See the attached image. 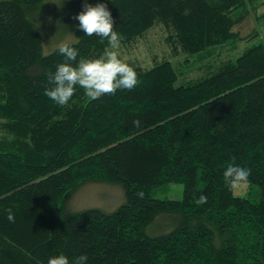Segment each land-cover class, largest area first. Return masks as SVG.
<instances>
[{
	"label": "trees",
	"instance_id": "1",
	"mask_svg": "<svg viewBox=\"0 0 264 264\" xmlns=\"http://www.w3.org/2000/svg\"><path fill=\"white\" fill-rule=\"evenodd\" d=\"M46 1L0 0V264H48L60 254L86 255L87 264H264V35L236 30L253 14L263 24L264 1L96 0L111 12L119 49L156 26L187 57L259 42L192 80L169 61L125 62L134 90L90 100L77 87L64 107L43 95L63 57L43 54L29 18ZM71 5L76 16L84 0ZM74 33L77 61L108 47ZM233 162L251 169L246 184L258 202L225 185ZM89 183L121 187L124 204L110 214L70 211ZM173 183L183 185L181 201L152 198ZM161 216L174 228L154 236Z\"/></svg>",
	"mask_w": 264,
	"mask_h": 264
},
{
	"label": "rangeland",
	"instance_id": "2",
	"mask_svg": "<svg viewBox=\"0 0 264 264\" xmlns=\"http://www.w3.org/2000/svg\"><path fill=\"white\" fill-rule=\"evenodd\" d=\"M92 6L96 0H88ZM264 1V0H263ZM73 0H47L44 6L29 14L31 22L36 27L42 37L43 54L48 55L59 49L62 43L71 44L76 42L75 29L79 27L74 16L75 5H71ZM259 15L264 14V7L259 10ZM260 23L253 14L241 26L237 27L242 35H248L252 30L258 31L260 37L264 35V17ZM254 39L252 42L243 43L238 51H228L222 49L215 54L204 53L200 57H187L179 50H175L172 44L166 40V33L162 27L156 26L151 29L144 38L134 43L128 49H115L118 57L124 62L138 63L143 67H151L157 62L169 61L177 69L184 73L186 80L197 79L207 71L217 67L222 61L228 58L238 57L245 48L258 43ZM237 197L250 200L252 203L259 201V193L256 187L249 188L248 184H243L233 190ZM152 198L158 200L181 201L183 198V185L169 184L152 192ZM125 202L124 192L121 187L106 183H89L79 189L68 202L70 211H83L97 209L110 214L116 211ZM167 217L161 216L156 219V225L152 230L155 235L170 232L174 227L167 229ZM165 229V230H164ZM167 229V230H166Z\"/></svg>",
	"mask_w": 264,
	"mask_h": 264
},
{
	"label": "clouds",
	"instance_id": "3",
	"mask_svg": "<svg viewBox=\"0 0 264 264\" xmlns=\"http://www.w3.org/2000/svg\"><path fill=\"white\" fill-rule=\"evenodd\" d=\"M73 19L79 21V29L86 36H97L107 41L108 47L99 58H80L78 50L67 43L59 45V53L63 62L56 66V71L48 73L49 86L43 95L52 100L56 105L64 107L76 94L77 87L84 90L90 100H96L105 95H115L117 90L131 92L138 83L135 70L118 57L115 49L121 44V36L114 30V20L105 3L92 6L84 0L83 10ZM134 125L139 121H133ZM251 169L235 164L227 165L223 171L225 185L229 190H235L249 182ZM143 198V193H138ZM207 202V197L200 195L196 200L197 205ZM9 222H14L11 209L8 210ZM87 256L81 255L72 259L60 254L50 257L48 264H87Z\"/></svg>",
	"mask_w": 264,
	"mask_h": 264
}]
</instances>
